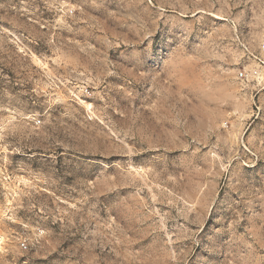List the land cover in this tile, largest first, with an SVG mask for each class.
Listing matches in <instances>:
<instances>
[{
  "label": "rangeland",
  "instance_id": "rangeland-1",
  "mask_svg": "<svg viewBox=\"0 0 264 264\" xmlns=\"http://www.w3.org/2000/svg\"><path fill=\"white\" fill-rule=\"evenodd\" d=\"M0 232L5 264H264V0H0Z\"/></svg>",
  "mask_w": 264,
  "mask_h": 264
},
{
  "label": "built area",
  "instance_id": "built-area-1",
  "mask_svg": "<svg viewBox=\"0 0 264 264\" xmlns=\"http://www.w3.org/2000/svg\"><path fill=\"white\" fill-rule=\"evenodd\" d=\"M241 76H244V74H241ZM10 240L2 235L0 232V264H5L6 260L9 259V253H8V247ZM18 247L22 252H28L31 249L30 242L25 237H19L17 239Z\"/></svg>",
  "mask_w": 264,
  "mask_h": 264
},
{
  "label": "bare ground",
  "instance_id": "bare-ground-1",
  "mask_svg": "<svg viewBox=\"0 0 264 264\" xmlns=\"http://www.w3.org/2000/svg\"><path fill=\"white\" fill-rule=\"evenodd\" d=\"M260 79H262V78H260Z\"/></svg>",
  "mask_w": 264,
  "mask_h": 264
}]
</instances>
